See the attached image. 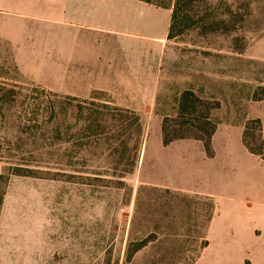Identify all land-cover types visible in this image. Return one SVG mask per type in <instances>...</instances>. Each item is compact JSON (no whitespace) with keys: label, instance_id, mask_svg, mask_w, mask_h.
Here are the masks:
<instances>
[{"label":"rangeland","instance_id":"obj_1","mask_svg":"<svg viewBox=\"0 0 264 264\" xmlns=\"http://www.w3.org/2000/svg\"><path fill=\"white\" fill-rule=\"evenodd\" d=\"M187 13L189 26L173 38L140 39L146 54L136 74L126 68L122 83L109 76L99 85L90 83L98 77L89 68L88 81L77 82L73 53L57 50L59 29L48 35L1 13L0 81L127 108L139 116L142 134L77 146L73 156L64 136L50 172L0 159V264H194L200 255L207 264L249 254L256 193L264 215V0H192ZM160 18L152 32H161ZM186 89L201 102L181 112ZM11 126L3 124L2 133L13 138ZM212 127L225 161L216 198L185 185L194 162L187 154L197 148L176 142H203L192 136L205 140ZM162 128L185 137L164 145ZM240 143L262 152L258 163ZM17 165L34 171L17 172Z\"/></svg>","mask_w":264,"mask_h":264},{"label":"crops","instance_id":"obj_2","mask_svg":"<svg viewBox=\"0 0 264 264\" xmlns=\"http://www.w3.org/2000/svg\"><path fill=\"white\" fill-rule=\"evenodd\" d=\"M1 13L9 14L13 20L18 18L26 26L41 25L48 35H53L56 28L60 32L65 31L63 36L60 32L58 34L61 38L58 39L57 50L73 53L78 83L88 81L82 79V76L85 77L83 70L89 68L90 76L98 77V80L90 79V83L98 85L109 84L106 80L109 76L115 78L114 82L122 83L126 68L134 69L133 73L136 74L135 70L144 64L146 54L145 44L141 45L143 41L140 39L146 40L145 37L149 36L157 42L162 40L167 35L170 21L169 10L165 13L162 7L144 0H0V20L3 16ZM161 15L164 25L158 34L151 29L159 25L161 27ZM176 142L178 147L197 148L187 154L194 162L190 169L191 182L185 185L195 188L200 194L216 198V192L212 189L224 180L221 162L224 164L225 161L220 156V147L223 145L211 138L210 152H207L201 141ZM242 147L258 163V155L249 152L243 145ZM179 154L182 155L181 152ZM223 154L226 158L224 151ZM252 188L256 193V185ZM257 203L256 193V206L251 210L248 229L253 240L249 254L237 256L234 260L215 256L207 264H245L246 261L247 264H264V215L261 213L260 218L258 217ZM215 216L216 206L209 218L208 230ZM202 256L194 264L206 263L202 262Z\"/></svg>","mask_w":264,"mask_h":264},{"label":"trees","instance_id":"obj_3","mask_svg":"<svg viewBox=\"0 0 264 264\" xmlns=\"http://www.w3.org/2000/svg\"><path fill=\"white\" fill-rule=\"evenodd\" d=\"M144 1L159 7L171 8L167 39L173 38L184 27L189 26L187 21L190 16L187 10L192 0H171L168 3L160 0ZM197 102H201V98L192 90L186 89L178 99L179 109L181 112L193 110ZM94 106L101 108L102 111L94 110ZM112 111L116 113H111ZM121 113L127 114L123 116L124 119H121V122L114 125L113 121L118 120L122 116ZM112 118L113 121H110ZM204 118L205 123H209L208 116L205 115ZM9 122L15 132L13 138L2 133L3 124H9ZM130 132L141 136L142 125L139 116L127 108L111 107L108 103H96L93 100H80L74 95L60 94L40 86L28 87L23 92V89L16 84L0 81V159L4 158L18 164L26 162L27 165L38 168L46 167V172H50L52 169L55 170V165L59 163L61 156L59 151L64 136L68 138L66 141L71 142L73 149L70 156H73L77 146L88 147L94 141L111 144L115 136H123ZM212 132L213 127L206 129L207 139L205 140L198 136L192 137L203 140L205 149L210 152ZM169 134L162 128L164 145L173 139L185 137L177 134L176 131ZM78 138L80 141L77 143ZM259 141L264 143L261 137ZM244 145L249 152L262 158L261 151L255 150L248 144ZM130 168H123V171H129ZM15 170L17 172L34 171L33 168H27L24 165L15 166ZM139 248L138 245L136 249ZM130 257L131 252L127 254L125 262L129 261Z\"/></svg>","mask_w":264,"mask_h":264}]
</instances>
